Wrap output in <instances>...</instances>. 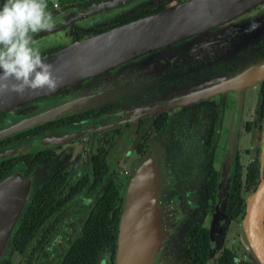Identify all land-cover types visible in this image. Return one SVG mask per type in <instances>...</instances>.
Here are the masks:
<instances>
[{
  "label": "flooded vegetation",
  "instance_id": "af4514ba",
  "mask_svg": "<svg viewBox=\"0 0 264 264\" xmlns=\"http://www.w3.org/2000/svg\"><path fill=\"white\" fill-rule=\"evenodd\" d=\"M164 1L149 0L142 4L162 5L163 8L170 6ZM182 1L184 0H174L172 5ZM72 5L77 6L78 4ZM137 7H133L127 13ZM123 14L106 17L105 20L101 19L97 23H108ZM97 23H94L95 26L88 30L74 27L71 39H82L93 35L94 28L101 26ZM62 47V45L46 47L40 52L41 55H45ZM170 49L174 51L170 52ZM194 50H200L202 53L198 58L201 64H208L214 59L217 61L212 62L209 67L200 69L197 67L198 62L192 65L193 56H186L188 51ZM146 57H148L147 61ZM141 60L145 63L134 71L133 69L137 67L133 63ZM260 66H264V0L229 21L212 26L207 36L192 34L172 42L170 48L161 46L137 55L109 68L106 73H101L104 74L103 81H100V74L83 79L82 87L81 83L79 85L83 88L85 95H90V101H86L88 105L77 106L73 110L65 111L0 139V147L5 146L6 148L16 141L46 133L44 135L45 137L47 135L46 138L28 143L19 154L0 157V178L16 166L30 173L39 166L54 163L46 179L37 189L53 180L56 182L55 186H58L56 191L58 211L32 236L30 246H37V248L35 247L31 260L27 261L26 255L23 256L13 249L22 260L19 264H32L36 261L35 257L38 252L42 254V257H47L46 247L49 245V240L59 233L54 248L55 264H58L69 241L79 234L90 207L109 183L113 185L121 198V201L115 205L119 210V219L122 197L131 173L127 175L126 182L120 189L115 181L109 178L110 165L120 161L123 154L129 150L140 159L145 151L147 154L155 138L158 139L156 144L159 148L157 151L159 156L164 154L161 166L168 167L163 160L165 156L169 159L175 158L176 153L179 152L184 156L183 159L178 160L177 167L171 166V170L177 175L174 187L177 189L176 197L182 219L185 216V210L192 206V195L199 181H201V197L210 202L212 209L209 225L193 221L182 233L179 244L168 247V240H166L161 245L160 248L165 254L159 261L160 264H256L248 260L245 254H241V247L239 254L229 246L219 248L218 236L224 231L218 225L221 222L241 223L245 207V193L253 191L261 177L264 176V74L248 84L238 87L228 86L217 93H206L203 89L206 86L225 83L234 76ZM125 74L132 78L131 81L121 77ZM108 82L111 84H106ZM65 89H70V94H72L70 86H64L63 90ZM198 90H200V95L185 96V93ZM96 93L101 95L93 99ZM110 93L113 95L109 98L102 96ZM226 96L232 98L229 107L226 106V103H229L227 99L225 100ZM66 97L63 94H55L54 97L49 98L50 104L46 106L42 103H33V101L23 102L14 109L1 111L0 124L9 115H15L16 119H19V113L22 110L31 108L28 114H32L46 107L59 106L68 99ZM246 97L253 103L251 118L245 119L242 123L243 132L249 134V147L244 149L247 159L243 163L239 152L234 151L229 189L227 193L217 195L216 185L222 160L217 165L212 161L208 163L197 151L202 149L207 153L213 148L219 138L221 127L226 126L228 131L231 117L236 118V121L240 120ZM214 98L218 100L213 102ZM163 101L185 104L179 108L170 105L165 108L158 107ZM173 109L182 111L176 122V128L172 130L174 141H172L173 137L170 140L160 139L155 135L164 131ZM235 124L237 136L238 123ZM97 133L100 135L101 143L90 150L91 138ZM84 136L88 138L84 143L85 159L77 160L72 167L66 168L64 165H58L70 154L74 148L72 144L79 143ZM178 140L184 141L178 142ZM192 140L195 143L191 144ZM108 145H110L109 148H105ZM221 151H224V148ZM222 153L223 159L224 152ZM73 156H77V159L80 157L78 148L75 149ZM60 157L64 160H60ZM253 167L257 168L254 177L255 185L246 188L247 172ZM237 181L239 182L238 195L244 200L243 211L241 215L232 216L230 197L231 190L235 189ZM29 200L30 198L25 207ZM182 221H178L177 227H174L170 236L179 231ZM116 233L117 225L113 264ZM103 255L107 256V264H109L108 252H101L96 257L97 264H102V260L98 257ZM156 256L157 254H155L153 264L157 263Z\"/></svg>",
  "mask_w": 264,
  "mask_h": 264
},
{
  "label": "water",
  "instance_id": "95a60500",
  "mask_svg": "<svg viewBox=\"0 0 264 264\" xmlns=\"http://www.w3.org/2000/svg\"><path fill=\"white\" fill-rule=\"evenodd\" d=\"M141 1L92 0L78 6H55L51 13L54 27L32 34V39L39 50L55 44L63 46L42 55L52 65L57 88L54 91L27 90L23 94L10 90L0 92V112L14 109L26 101L46 106L55 94H63L68 99L59 106L46 107L36 113L28 114L31 108L20 111L19 119L0 125V139L77 106L88 105L86 101L90 95H85L79 85L83 79L106 73L109 68L152 49L170 48L172 42L186 36H207L212 26L229 21L263 0H184L82 39H71L75 26L85 28L104 17L127 13L142 4ZM263 72L264 66L256 67L203 90L217 93L228 86L238 87L259 78ZM121 77L128 81L132 79L126 74ZM64 86H70L72 94L70 89L63 90ZM199 93L200 90L188 92L185 96ZM163 102L162 105L167 104ZM24 148L18 144L0 149V157L14 155ZM232 167L233 154L230 147H226L216 185L217 195L227 193ZM37 184L35 174H25L21 169L11 170L0 178V258L7 246H11L12 234ZM160 187L156 153L150 150L132 170L124 190L117 223L114 264H153L162 236L169 231H161ZM241 228L244 235L241 244L247 251V259L264 264V176L245 199Z\"/></svg>",
  "mask_w": 264,
  "mask_h": 264
},
{
  "label": "rangeland",
  "instance_id": "374dc122",
  "mask_svg": "<svg viewBox=\"0 0 264 264\" xmlns=\"http://www.w3.org/2000/svg\"><path fill=\"white\" fill-rule=\"evenodd\" d=\"M146 1H149V0H142L141 3H146ZM164 2L168 3L169 5H172L174 0H165ZM64 7H66V6H64ZM111 16H113V15H111ZM105 18L106 17H104L102 19L105 20ZM100 20L92 22L90 25L86 26L85 29L88 30L89 28H92V26H95L94 23L96 24ZM98 25H102V24H98ZM77 27H79V26H77ZM79 28H82V27H79ZM55 45H59V44H55ZM41 50L42 49H40V51ZM173 51H174V49H170V52H173ZM167 52H169V51H167ZM201 54L202 53L200 52V50H194V51H188L186 53V56H188V57L193 56L194 58L191 59L192 65L196 64L198 62L197 67H199L200 69H204L206 67H209L210 64H212V62L217 61L216 59H214L212 62H210L208 64H201L198 61V58L201 57ZM218 58L219 57H217V59ZM147 60H148V57H146V61ZM143 63H145L144 60H141L139 62L137 61V63L136 62L133 63V64H135V67H137L133 70L134 71L137 70L139 67H141L143 65ZM190 63H188V64H190ZM186 67H189V66H186ZM130 71H131V69H130ZM126 73H129V72H126ZM111 74H112V72H111ZM103 75L104 74L99 75L100 79H101L100 81L104 80ZM115 77L113 79H115ZM119 77H120V75H119ZM212 81H214V80H212ZM100 95L101 94L96 93L93 96L94 97L93 99H95L96 97H99ZM111 95H113V93L112 94L110 93L109 95H102V96L109 98V97H111ZM93 99H91V100H93ZM226 99L229 101L228 104L226 103V106L229 107L230 104L232 103V98L229 96H226L225 100ZM212 100L214 102V101L218 100V98H214ZM163 103L164 102L159 103L158 107L165 108V107H168L170 105L172 107L176 106L179 108L181 105L185 104L183 102H179V103L175 104L174 101H168L167 104L162 105ZM252 111H253V103H252L251 99L246 97L244 99V104H243V109H242V114H241L240 120L236 121V118L233 119L231 117L230 125L228 127V131H227L226 126L221 127V131L219 133L218 140L215 142L214 147L211 148L210 150H208L207 153H205L204 150H202V149H198L197 152L203 156L202 157L203 160H206L208 163L214 162V164L217 165L219 163V161L222 160V157H221L222 156L221 154H223L222 152H225L226 147H230L233 155H234V151L239 152V154L241 155V161L244 163L247 159V154L246 155L244 154V149L249 147V134L243 132L242 123L245 119L251 118ZM181 112L182 111L179 109H173L172 113L169 115V121L166 124L164 131L160 134L155 135V136H157L158 138L163 139V140L164 139L170 140L171 137H173L172 141H174V134H172V130H174V128H176V126H177L176 122L179 119L178 117H179V114ZM15 118H16L15 115H9L8 117L5 118L3 123H5V122L8 123L10 120H14ZM3 123H1L0 125H2ZM231 123H232V125H231ZM235 123H238V125H237V127H238L237 136L235 133V130H236V124ZM45 134L33 136L30 138H24L20 141H16V142L10 144L9 146L21 144L20 147L22 145H24V147H25L27 145V143L31 144L33 142H36V140H41V139L46 138L47 135L45 137L44 136ZM155 136H153V137H155ZM99 137H100V135L98 133L94 134L92 136L91 141H90V144H91L90 150H93L98 144L101 143ZM86 139H88V138H86V136H84L83 139L79 140V143L72 144V145H74V148L71 150V152L68 156H66V157L64 156L66 159L64 160L63 157L62 158L60 157V160H64V161H61L60 163H58V162H55V163L56 164L58 163V165H64L67 168V167H72L73 164L77 162V160L85 159L84 143L86 142ZM194 140L190 141L191 144L195 143ZM156 141H158V139H156V138L153 139V142H151V143L154 146L151 145V147L148 149L147 153L150 150H154L156 153L157 162L159 163L157 166H158V172L160 175V180H161V185H162V188L160 187L161 191L159 193V198H160L159 199V206L161 208L162 215H163V217H162L163 223L161 225V231L164 233L165 231L169 230L167 232V234L162 236L159 247L156 251V254H157V256H156L157 257L156 258L157 263L156 264H160L159 261L163 257V254H165V252H163L162 249L160 248L161 245L166 240H168V243H167L168 247H170L171 245H174V244H179L182 233L189 228L190 223L193 221H198V222L203 223L205 225H207V224L209 225L211 217H212V209H211L210 202L201 197V193H202L201 192V181H199L198 186L196 189H194V193L192 195V199H191L192 206L190 209L185 210V216L182 219V213L179 209L178 199L176 197L177 189L174 187L175 186L174 182H175V178L177 177V175H176L175 171L171 170V166L177 167L179 164L178 160L183 159L184 156H182L180 152L176 153L177 156L175 158L169 159L165 156V158L163 160L167 163L168 167L161 166L162 156L164 154L159 156V153L157 152L159 150V148L156 144ZM183 141L184 140H178V142H183ZM110 145L106 146L105 148L108 149ZM154 147H155V149H154ZM4 148H5V146L0 147V149H4ZM76 148H78L79 152H80V157L78 159H77V156H75V157L73 156V154H75ZM223 148H224V151H221ZM19 153L20 152H17L16 154H19ZM145 153H146V151H145ZM145 153H144V155H145ZM142 158L143 157L138 159V157H136L131 150H129L126 154L124 153L123 157L121 158L120 161H118L117 163H114L112 166L110 165L109 178L113 179L115 181V183L121 189L126 182L127 175H129L132 172L131 171L132 168ZM53 165H54V163H53ZM53 165L39 166L38 168H36L30 172V173L35 174V177L37 178V181H38L37 187H39L44 182V180L46 179L47 173L52 169ZM16 169H19V167L16 166L13 170H16ZM24 173L30 174V173H26V172H24ZM164 185H167V188ZM249 193H250L249 191L245 193V199L249 195ZM179 220L180 221L183 220L179 231L176 234H173L172 236H170L172 231L174 230V227H177ZM218 226L222 227L223 231H224L223 233L219 234V236H218L219 248L229 246V247L234 248L235 252L239 254V248L241 247L240 248L241 254H245L246 256H248L247 251H245L243 249V247L240 246L241 241L244 240V235L242 232L241 223H238V222H236V223L221 222V223H219ZM58 234L59 233H56L55 237L53 239L49 240V245H48V247H46V251L48 254L47 257H42V254L38 252L36 254V257H35L36 261H34L32 264H55L56 260L54 257V251H55L54 248H55L57 239L59 237ZM98 259L102 260L101 261L102 264H107V256L106 255L98 257ZM21 261L22 260L20 259V256L13 250V248L10 245L7 246L6 250L4 251L3 255L0 258V264H19ZM250 261H252V260H250Z\"/></svg>",
  "mask_w": 264,
  "mask_h": 264
},
{
  "label": "trees",
  "instance_id": "16d2710c",
  "mask_svg": "<svg viewBox=\"0 0 264 264\" xmlns=\"http://www.w3.org/2000/svg\"><path fill=\"white\" fill-rule=\"evenodd\" d=\"M91 1L92 0H45L47 4L46 11L52 13L55 6L64 7L75 3L84 5ZM3 3H5V0H0V6H2ZM162 8V5L151 6L140 4L130 13H124L112 21L94 28L92 34L102 32ZM256 173V167L248 169L245 184L246 188L255 185L254 177ZM55 183V180L50 181L34 191L12 235V248L23 256L26 255L27 261L31 260V255L37 248V246H30L32 236L38 232L39 228L48 223V221L52 219V216L58 211L59 203L57 200L58 195L56 194L58 186H55ZM238 187L239 182L237 181L235 189L231 190L232 195L230 200L232 202V216L236 214L241 215L243 211L244 200L238 195ZM120 201L121 198L118 196L116 189L109 183L106 189L97 197L96 201L90 207L79 234L69 241L64 253L61 254L59 258L58 264H97L96 257L101 252H108L110 259L109 264H113L115 230L119 212L118 207L116 208L115 205ZM41 241H43V239Z\"/></svg>",
  "mask_w": 264,
  "mask_h": 264
},
{
  "label": "clouds",
  "instance_id": "9594fccd",
  "mask_svg": "<svg viewBox=\"0 0 264 264\" xmlns=\"http://www.w3.org/2000/svg\"><path fill=\"white\" fill-rule=\"evenodd\" d=\"M45 0H5L0 6V92L54 91L52 65L42 58L32 34L55 25Z\"/></svg>",
  "mask_w": 264,
  "mask_h": 264
},
{
  "label": "bare ground",
  "instance_id": "6f19581e",
  "mask_svg": "<svg viewBox=\"0 0 264 264\" xmlns=\"http://www.w3.org/2000/svg\"><path fill=\"white\" fill-rule=\"evenodd\" d=\"M21 145V144H20ZM33 145V144H32Z\"/></svg>",
  "mask_w": 264,
  "mask_h": 264
}]
</instances>
